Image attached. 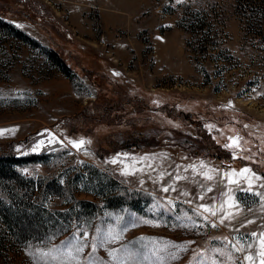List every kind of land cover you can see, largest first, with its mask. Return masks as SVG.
Here are the masks:
<instances>
[{
	"label": "rangeland",
	"instance_id": "1",
	"mask_svg": "<svg viewBox=\"0 0 264 264\" xmlns=\"http://www.w3.org/2000/svg\"><path fill=\"white\" fill-rule=\"evenodd\" d=\"M252 2L0 0V264L264 260Z\"/></svg>",
	"mask_w": 264,
	"mask_h": 264
},
{
	"label": "trees",
	"instance_id": "2",
	"mask_svg": "<svg viewBox=\"0 0 264 264\" xmlns=\"http://www.w3.org/2000/svg\"><path fill=\"white\" fill-rule=\"evenodd\" d=\"M245 1H243V4L241 3V6L243 7V8H245L246 10H248V8L246 7V4L244 3ZM246 2H247V5H249V9H254V8H256V7H253L254 5H258L257 3H255V2H252V0H246ZM240 3V2H239ZM194 11V9H189V12H184V13H182V14H180V17H178V20H177V22H178V25H180V26H182V24H181V18H182V20L185 22L186 20H188V18L189 17H193L192 19H194L195 18V14H196V12H193ZM195 11H198V10H195ZM199 12V11H198ZM192 13V16H190V14ZM10 25V24H9ZM11 27H13L12 25H10ZM19 30H17V32L16 33H22L21 31H19ZM23 35V37H25V38H28V39H32V38H30L29 36H27L26 34H22ZM2 150V147H1V145H0V162L2 163L5 159H9V158H11V160H14L15 158H13V153H11V152H9L8 151V149L7 148H4V151H1Z\"/></svg>",
	"mask_w": 264,
	"mask_h": 264
},
{
	"label": "snow or ice",
	"instance_id": "3",
	"mask_svg": "<svg viewBox=\"0 0 264 264\" xmlns=\"http://www.w3.org/2000/svg\"><path fill=\"white\" fill-rule=\"evenodd\" d=\"M177 2H180V0H177ZM246 127V126H245ZM230 139H232V138H230ZM85 142L83 141V140H81V141H79V142H73V146L74 147H77L78 149L84 144ZM226 147H230V145H226ZM242 171H245V172H247V171H250V169H243ZM253 175H255V174H253ZM205 178L206 179H209V180H211L212 179V177L211 176H208V175H206L205 174ZM177 179H183V177H177ZM165 192H167L169 189L168 188H164L163 189ZM211 190V189H210ZM241 191H251V188H247V189H241ZM254 195H257V196H264V194H261V193H253ZM202 207H204L203 205H202ZM213 215H215V213H213ZM221 223H223V220L221 221ZM250 223H251V221H250ZM213 226H215V225H213ZM252 235H255V233H253ZM262 243H264V242H262ZM93 250H95V245H93ZM76 251L77 252H81V251H83V248H76ZM261 255L262 256H264V252H262L261 253ZM173 258L175 259L176 257H175V255L173 256ZM247 259H249V260H251L252 259V257L251 256H249V257H247ZM260 264H264V260H261V262H260Z\"/></svg>",
	"mask_w": 264,
	"mask_h": 264
}]
</instances>
